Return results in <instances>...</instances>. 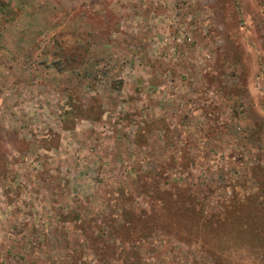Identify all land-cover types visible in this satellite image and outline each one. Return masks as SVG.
<instances>
[{
	"label": "rangeland",
	"instance_id": "1",
	"mask_svg": "<svg viewBox=\"0 0 264 264\" xmlns=\"http://www.w3.org/2000/svg\"><path fill=\"white\" fill-rule=\"evenodd\" d=\"M0 264H264V0H0Z\"/></svg>",
	"mask_w": 264,
	"mask_h": 264
}]
</instances>
